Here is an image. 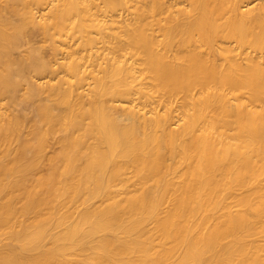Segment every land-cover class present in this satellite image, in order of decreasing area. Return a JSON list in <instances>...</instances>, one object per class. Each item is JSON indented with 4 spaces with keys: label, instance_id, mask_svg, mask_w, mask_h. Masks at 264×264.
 Wrapping results in <instances>:
<instances>
[{
    "label": "bare ground",
    "instance_id": "6f19581e",
    "mask_svg": "<svg viewBox=\"0 0 264 264\" xmlns=\"http://www.w3.org/2000/svg\"><path fill=\"white\" fill-rule=\"evenodd\" d=\"M0 264H264V0H0Z\"/></svg>",
    "mask_w": 264,
    "mask_h": 264
},
{
    "label": "rangeland",
    "instance_id": "374dc122",
    "mask_svg": "<svg viewBox=\"0 0 264 264\" xmlns=\"http://www.w3.org/2000/svg\"><path fill=\"white\" fill-rule=\"evenodd\" d=\"M49 150H50V148H49ZM50 154H54V152L51 150V152H50ZM48 164H49V162L48 161H45L42 165H43V167H45V169H44V175H47V173H48V171H49V169L47 168L48 167Z\"/></svg>",
    "mask_w": 264,
    "mask_h": 264
}]
</instances>
